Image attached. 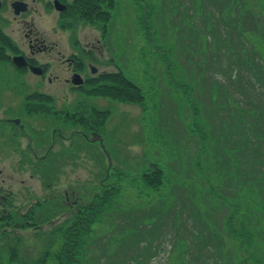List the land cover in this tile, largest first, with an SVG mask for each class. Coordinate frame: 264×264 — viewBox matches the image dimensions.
<instances>
[{
	"label": "rangeland",
	"instance_id": "rangeland-1",
	"mask_svg": "<svg viewBox=\"0 0 264 264\" xmlns=\"http://www.w3.org/2000/svg\"><path fill=\"white\" fill-rule=\"evenodd\" d=\"M120 1L119 9L118 0L115 7L118 17L116 9L112 16L115 44L129 55L131 79L145 102L129 105L110 97L115 113L105 146L114 169L103 181L107 186L100 184L105 175L97 174L102 166L106 170L107 158L92 154L90 160L92 146L76 135L77 147L88 146L74 165L82 209L87 207L82 213L90 216L92 202L102 207L81 236L82 253L75 257H82L81 264H212L215 257L221 264H237L250 255H262L264 262V111L257 114L258 107L264 108V69L259 70L264 67V6L259 0ZM144 14L146 20L150 15L148 29L142 28ZM42 20L40 29L49 31L53 15L46 16V23ZM234 65L247 74L232 79ZM139 66L143 76L137 72ZM229 69L233 70L228 82ZM212 75L223 83H216ZM169 77L176 81L171 83ZM143 110L148 112L145 118ZM202 129L207 142L199 136ZM150 163L163 171L158 191L157 179L150 184L153 181L145 177ZM209 180L227 203L208 197ZM62 181H53L54 192L67 188ZM114 182L120 192L110 203L93 200L96 194L114 192ZM30 183L36 193L51 192L39 180ZM232 203L240 204L241 210L229 220ZM72 216L53 228V240L39 237L35 244L19 246L17 240L4 239L0 263L13 264L10 257L22 252L36 260H30L32 264H75L65 259L74 254H64L70 245L61 235L75 222ZM246 231L253 232V243Z\"/></svg>",
	"mask_w": 264,
	"mask_h": 264
},
{
	"label": "flooded vegetation",
	"instance_id": "flooded-vegetation-1",
	"mask_svg": "<svg viewBox=\"0 0 264 264\" xmlns=\"http://www.w3.org/2000/svg\"><path fill=\"white\" fill-rule=\"evenodd\" d=\"M111 3L0 0V242L35 244L38 234L67 217L73 215L74 225L82 222L74 165L88 146L77 147L76 134L92 146L90 160L101 154L92 138L104 142L109 126L102 117L109 109L99 96L110 92L104 80L126 60L116 55L108 22L96 20L111 11ZM51 15V29H40V18L46 23ZM63 178L67 188L54 192L53 181ZM32 180L51 192L36 193ZM30 260L19 252L9 262Z\"/></svg>",
	"mask_w": 264,
	"mask_h": 264
},
{
	"label": "trees",
	"instance_id": "trees-1",
	"mask_svg": "<svg viewBox=\"0 0 264 264\" xmlns=\"http://www.w3.org/2000/svg\"><path fill=\"white\" fill-rule=\"evenodd\" d=\"M258 2H259V4H261V5L264 6V4L262 3V0H259ZM254 8H255V6H254ZM106 17H107V15H104V16L98 15L97 16L98 19H104ZM213 35L218 36L216 32H214ZM208 39L212 43V40H211V37L210 36L208 37ZM236 52L237 53L234 54V56L237 57V60H240L241 61V59H240V51H236ZM217 56L224 57V55L222 56V54L217 55ZM254 59L255 58L253 57V60ZM210 61H213V60H211V56H210ZM246 64H247V61H246ZM254 65L260 66V65H263V64H258L256 62H254ZM242 66H244L243 63H242ZM241 69L242 68H240L238 65H234V72H235V74L232 76V79L237 77L236 74H239L240 73L239 70H241ZM263 69H264L263 66H260L259 67V70H263ZM232 70L233 69L227 70V73L229 75L228 82H229V80L231 78V75L230 74H231V71ZM222 72H225V71L222 69L220 71V74H222ZM244 74H247V73L243 72V73H240L239 75H244ZM212 77H214V76L212 75ZM109 78H110V80H109L110 84H108V85L105 84L103 86V88L106 91H110V92L104 93V96L111 97V98H119V99L121 98V99H124V100H127L128 99L130 103H133V102L134 103L135 102L136 103H141V102H143V97H141V95H140V92H141L140 91V88H138L137 86H135L131 82L126 81L122 77V74H119V75L110 74L109 75ZM212 79L215 80L216 83H223V81H224V80L219 81L218 79H216V77H214ZM116 88L120 89L121 91H116L115 90ZM263 111H264V108L258 107L257 114H259L260 112H263ZM203 131L204 130L202 129L201 132L203 134L204 140L206 141L207 140V136L204 134L205 131L204 132ZM205 150H206V145H204L203 148L200 151L203 153ZM240 161H241V159H240ZM248 162H249L248 158L247 159H244V163L248 164ZM150 166H151L150 167V172H149L148 175H145V177L149 178L150 181H153L152 178H156L157 179L156 180V184H155L156 186L154 187L155 188L154 190H157L158 191L159 186H161V185H159V183L162 182V179H161L160 175L163 173V171H162V169L157 164L150 163ZM238 166H241V165L238 164ZM198 168H199V170L204 171L200 167L199 164H198ZM237 173L240 174L241 177H243V178L246 177V176H244L243 174L240 173V169H238ZM150 184H154V181H153V183H150ZM242 184L243 185H246L245 183H242ZM118 185H119L118 183L114 182L113 187H112V190H114V192L113 191H109V192L106 193V195L104 196V198H102L100 200L101 202H104L103 204H106L107 205L108 203H110L111 197H114L116 194H118L120 192V190L118 189L119 188ZM207 186H209V191H210L208 193V197H210L211 199H214V200H218L221 203L222 202H224V203H227L228 202V199L226 197H224V196L219 195V194L216 193V190L212 186L211 180H209L207 182ZM242 188H247V185H246V187H242ZM232 204L233 205H231V207H230L231 210L229 212L230 215L228 216L229 217L228 218L229 220L233 216L239 214V211L241 210L240 204L239 205L237 203H232ZM241 204H243L242 201H241ZM101 207L102 206L96 207V205H94L92 208L89 209L90 216L84 215L82 217V222H81L80 225H74L73 224V225H71V228L69 227L66 235H67V242L69 243L70 247L67 248L68 247L67 246L66 247L67 249H64V251H65L64 254H66L68 252H70V253L72 252L74 255L72 256V259L71 258H65V259H69V260H72V261H76L75 264H81L82 257H75V255H78L77 254L78 251H81L82 252V249H80L81 248V244H80L81 241H80V239L82 238L81 236H83L86 232H88V230L92 226L93 222L97 219V217L99 215H101ZM107 207H109V206H107ZM245 233L248 235L249 239L253 243L254 242V240H253V232L246 231ZM246 238H247V236H246ZM239 241H243V239H242L241 236L239 238ZM62 256H59V258L57 257V260L62 261L61 260L62 259ZM262 260H263V256L262 255H250L246 259H242L241 260L242 263H237V264H263L264 262H262ZM215 262H216V264H219V263L221 264L222 263V261L220 259L219 260L216 259V257L213 258L212 264H214ZM198 264H202V262H199Z\"/></svg>",
	"mask_w": 264,
	"mask_h": 264
},
{
	"label": "water",
	"instance_id": "water-1",
	"mask_svg": "<svg viewBox=\"0 0 264 264\" xmlns=\"http://www.w3.org/2000/svg\"><path fill=\"white\" fill-rule=\"evenodd\" d=\"M108 155V154H107Z\"/></svg>",
	"mask_w": 264,
	"mask_h": 264
}]
</instances>
